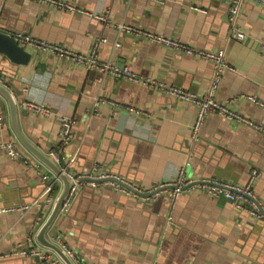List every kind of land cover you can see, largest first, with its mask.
Listing matches in <instances>:
<instances>
[{
  "label": "crops",
  "instance_id": "crops-1",
  "mask_svg": "<svg viewBox=\"0 0 264 264\" xmlns=\"http://www.w3.org/2000/svg\"><path fill=\"white\" fill-rule=\"evenodd\" d=\"M71 1L106 19L38 0H0V29L78 53H88L95 40L106 38L98 44L99 63L127 65L140 79L103 75L100 68L87 69L37 48H26L31 53L27 64L0 61V74L19 104L22 132L41 151L50 155L57 149L60 122L25 108L27 100L73 117L72 137L65 148L73 156V172L99 162L141 191L129 195L84 180L68 212H60L51 226V240L75 251L79 264H152L154 259L159 264H264V220L225 197L211 196L200 187L187 188L173 200L171 187L142 194L183 169L194 180L251 184L264 203V134L211 114L199 139L193 140L196 105L171 95L164 85L205 94L213 65L119 28L132 25L207 50L226 45L228 68L216 98L264 125V106L242 98L249 94L264 101V7L247 3L235 23L246 38L227 41L231 29L227 0ZM97 96L106 101L94 111ZM109 100L133 105L139 112L117 109ZM0 109L4 115L0 142L14 141L30 163L0 152V207L22 205L45 192L47 182L41 173L56 175L20 144L1 94ZM62 187L59 179L50 192L54 200ZM54 200L44 209L0 214V253L29 244L60 258L36 240ZM169 215L174 224H167ZM0 264L40 262L35 257L7 256Z\"/></svg>",
  "mask_w": 264,
  "mask_h": 264
},
{
  "label": "built area",
  "instance_id": "built-area-1",
  "mask_svg": "<svg viewBox=\"0 0 264 264\" xmlns=\"http://www.w3.org/2000/svg\"><path fill=\"white\" fill-rule=\"evenodd\" d=\"M48 5H51L57 9H63L70 12H76L86 15L95 16L99 19L105 20V16L100 15L99 13L89 12L84 7L78 6L76 3L71 0H38ZM230 3V17L229 21L231 24L230 34L227 38V41L234 39L236 41H243L246 38V33L243 30H240L236 27V19L240 14L245 5L249 2H253L264 7V0H227ZM119 28L128 32H134L139 35H143L149 41L153 43H159L164 45L167 48L175 49L182 51L186 55L193 56L198 59H202L211 63L214 67L213 77L211 80V86L207 93L198 94L191 91H186L179 86H170L164 85L167 88V91L171 95H175L180 99H183L187 102L193 103L197 107V112L195 119L191 125V137L193 140L199 139V132L202 124L211 114H218L224 116L228 119L248 125L249 127L260 131L264 134V125L255 121L251 117H248L236 109H234L229 102L220 101L216 98V94L219 90L220 83L223 77L225 70L228 68V63L226 59V50L225 47L218 50H207L202 48H196L186 41L177 39L175 37L167 36L164 34L157 33L155 31L141 29L132 25L120 24ZM18 43L25 48H37L42 50H48L57 53L61 57L70 59L76 64H81L87 69H97L100 68L103 72V75H114V76H123L129 79H140L129 66L122 65L119 63H113L110 61H105L102 64L99 63L97 57V48L99 42H106V38H100L94 41L92 49L88 53H78L70 50L62 45L51 44L42 40L33 38L28 34L17 33L15 35ZM118 45V44H117ZM0 84L8 87L7 79L0 74ZM242 98L253 103L254 105L264 106V101L249 94L242 95ZM106 101V98L97 96L94 103V111L100 105V103ZM110 104L117 109L124 108L130 112H139L133 105L124 106L121 103L116 101L109 100ZM25 108L31 110L36 114H40L45 117H51L57 119L60 122V130L58 134V144L57 149L51 150L50 155L61 165L62 170L69 176L72 180V187L70 189L68 197L63 202L60 212L66 213L71 207L73 201L75 200L78 191L80 189L81 183L86 180L92 183L95 186L102 185L107 186L112 189H115L119 192L126 194H138L137 191H141L140 188L134 187L128 180L120 177L116 173L109 171L102 163L94 162L90 167L83 170L80 173H75L71 170V165L73 162V156H68L65 153V148L69 144L72 137L73 130V117L60 113L51 107L36 102L32 100H27L24 103ZM4 120L3 111L0 109V123ZM0 152L8 154L13 158H20L24 160L28 165L29 160L25 155L24 151L20 149L16 143L12 140H6L0 142ZM61 161H64V165L61 164ZM42 179L47 182L45 192L35 199L32 202L25 203L22 205H11V206H2L0 207V214L8 212H29L33 210L36 206L44 209L48 201H53L54 197L50 194L56 182L59 180V177H50L48 174L41 173ZM197 182V183H195ZM195 183V184H194ZM252 183V181H251ZM171 187V199L176 198L180 193H182L187 188L200 187L205 190L209 195L214 197H225L229 200L235 207L240 209H245L250 215L256 219L264 220V203L259 199V197L254 193L251 184H234L231 182H226L218 179H191L185 175L183 169H180L173 179L168 181H163L157 185H154L152 188L147 189L148 192L153 191L157 188ZM167 187V188H168ZM135 189V190H134ZM137 190V191H136ZM162 191V190H161ZM160 192V191H159ZM157 192V193H159ZM56 200V198H55ZM54 200V202H55ZM175 221L172 218V215H169L167 218V224H174ZM32 240V237L28 238ZM67 255L71 260L79 264V259L75 251L63 246ZM7 256H23V257H39L41 264H66L61 258H56L50 256L47 251L43 250L40 247L34 245H17L11 250L0 253V260L3 257ZM152 264H159L157 259L152 261Z\"/></svg>",
  "mask_w": 264,
  "mask_h": 264
},
{
  "label": "water",
  "instance_id": "water-1",
  "mask_svg": "<svg viewBox=\"0 0 264 264\" xmlns=\"http://www.w3.org/2000/svg\"><path fill=\"white\" fill-rule=\"evenodd\" d=\"M30 58H31V53L25 47L21 46L18 43V41L15 38V34L7 30L0 29V61L2 63L9 62L12 64H27L30 61ZM0 94L8 102L9 110H10L11 127L17 139L19 140L20 144L25 148V150L28 153H30L38 161H40L47 168H49L56 176H58L63 183L62 190L57 196L49 216L37 231L36 240L39 243V245H41L42 247L57 253L66 264H75L71 260V258L67 255L66 251L62 247H60L57 243L52 241L51 238L49 237L50 228L53 225L57 216L59 215L63 202L69 195L70 189L72 187V180L62 170L61 165L54 159V157H52L51 155H47L46 153L41 151L38 148V146L32 143L22 132L18 120L19 104L17 100L14 98L11 90L7 86L0 84ZM163 189L165 188H157L150 192H144V193L142 192V194L153 195ZM11 205L8 204L4 206H11ZM35 258L41 264L40 258L39 257H35Z\"/></svg>",
  "mask_w": 264,
  "mask_h": 264
}]
</instances>
